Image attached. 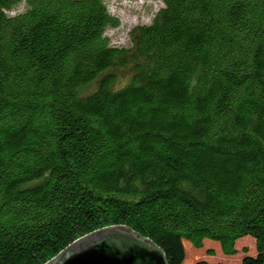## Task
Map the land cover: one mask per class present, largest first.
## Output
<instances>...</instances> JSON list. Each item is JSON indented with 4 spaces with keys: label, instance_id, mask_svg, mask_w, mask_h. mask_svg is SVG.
Listing matches in <instances>:
<instances>
[{
    "label": "trees",
    "instance_id": "trees-1",
    "mask_svg": "<svg viewBox=\"0 0 264 264\" xmlns=\"http://www.w3.org/2000/svg\"><path fill=\"white\" fill-rule=\"evenodd\" d=\"M158 1L117 46L104 0H0V264L109 226L264 264V0Z\"/></svg>",
    "mask_w": 264,
    "mask_h": 264
},
{
    "label": "water",
    "instance_id": "water-1",
    "mask_svg": "<svg viewBox=\"0 0 264 264\" xmlns=\"http://www.w3.org/2000/svg\"><path fill=\"white\" fill-rule=\"evenodd\" d=\"M44 264H168L163 250L127 226L88 233Z\"/></svg>",
    "mask_w": 264,
    "mask_h": 264
},
{
    "label": "rangeland",
    "instance_id": "rangeland-1",
    "mask_svg": "<svg viewBox=\"0 0 264 264\" xmlns=\"http://www.w3.org/2000/svg\"><path fill=\"white\" fill-rule=\"evenodd\" d=\"M104 2L108 11L119 20L118 26L105 30L110 44L117 46H129L131 29L134 26L150 22L155 12L162 6L158 0H104ZM21 9L22 7L17 11ZM208 248H213L216 251L215 256L205 255ZM236 249L237 252L233 256L226 257L222 255L215 242H204V247L196 250L185 245V252H188L189 256L187 261L191 259L186 264H194L199 259H205L209 263L219 261L227 264H241L244 255H255L254 240L249 236L240 238L236 241ZM199 251L200 253L197 254L196 252Z\"/></svg>",
    "mask_w": 264,
    "mask_h": 264
}]
</instances>
